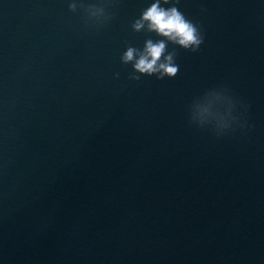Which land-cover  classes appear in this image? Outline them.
Masks as SVG:
<instances>
[{
    "label": "water",
    "instance_id": "water-1",
    "mask_svg": "<svg viewBox=\"0 0 264 264\" xmlns=\"http://www.w3.org/2000/svg\"><path fill=\"white\" fill-rule=\"evenodd\" d=\"M155 2L0 0V264H264V0Z\"/></svg>",
    "mask_w": 264,
    "mask_h": 264
},
{
    "label": "clouds",
    "instance_id": "clouds-1",
    "mask_svg": "<svg viewBox=\"0 0 264 264\" xmlns=\"http://www.w3.org/2000/svg\"><path fill=\"white\" fill-rule=\"evenodd\" d=\"M160 2L161 0H156L155 3H152L150 7L144 10L140 19L136 20L132 25L133 28L139 31L143 27L144 22H147L149 30L167 37L185 50L196 52L203 43V36L198 26L188 20L177 7L164 8L160 6ZM175 2L178 3L179 0H175ZM163 3L169 4L170 0H163ZM73 7L74 5H69V9ZM165 47L166 45L163 41L156 44H153L151 40L147 41L144 53L134 65L135 69L140 73H147L149 75L159 71L160 76L157 77L158 79H163L165 75L169 78L175 77L179 71V66L173 63L175 52L169 53L165 57V62L158 64L165 52ZM134 51L135 49L129 48L122 58L123 61H131ZM135 79H139V77ZM235 119V125L243 127L240 123V117L237 116ZM232 129L233 126L227 128L223 133L214 134L218 137L223 136Z\"/></svg>",
    "mask_w": 264,
    "mask_h": 264
}]
</instances>
